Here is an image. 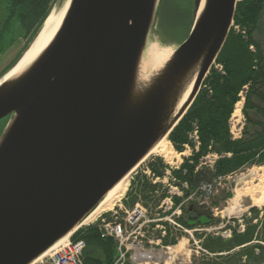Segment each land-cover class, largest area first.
<instances>
[{
    "label": "water",
    "instance_id": "95a60500",
    "mask_svg": "<svg viewBox=\"0 0 264 264\" xmlns=\"http://www.w3.org/2000/svg\"><path fill=\"white\" fill-rule=\"evenodd\" d=\"M159 1L69 0L47 47L2 80L40 28L0 78V120L10 117L0 135V264H32L74 233L191 106L238 0H204L200 11L192 0L188 36L140 83Z\"/></svg>",
    "mask_w": 264,
    "mask_h": 264
},
{
    "label": "trees",
    "instance_id": "16d2710c",
    "mask_svg": "<svg viewBox=\"0 0 264 264\" xmlns=\"http://www.w3.org/2000/svg\"><path fill=\"white\" fill-rule=\"evenodd\" d=\"M10 4L9 19L16 16L22 30L35 33L41 28L55 0H5ZM264 16V0H240L236 3L233 27L214 65L204 79L201 89L191 106L167 137L174 148L182 152L188 146L192 154L173 171L179 182H186L192 189L200 181L223 177L249 165L264 164V41L261 39V20ZM168 22L166 27H169ZM169 30L167 33L170 34ZM30 39V40H31ZM28 40V41H30ZM253 50H250V48ZM242 112L245 118L243 135L232 141L228 121L239 94L245 89ZM193 132L198 137V148L190 139ZM209 153L219 158L210 171L196 170L199 162ZM152 172L162 176L163 165L149 164ZM136 192L143 199L153 188L138 184ZM189 192L186 191L185 195ZM132 206L137 196L130 191ZM227 197V196H225ZM179 202V199H175ZM146 204V203H145ZM185 210V214H186ZM187 225V222L184 221ZM73 240L83 239L86 249L84 264H111L113 242L102 239L96 227L79 229ZM168 243L167 240L164 241ZM171 243H174L172 241Z\"/></svg>",
    "mask_w": 264,
    "mask_h": 264
},
{
    "label": "rangeland",
    "instance_id": "374dc122",
    "mask_svg": "<svg viewBox=\"0 0 264 264\" xmlns=\"http://www.w3.org/2000/svg\"><path fill=\"white\" fill-rule=\"evenodd\" d=\"M62 2L63 0H55L53 6L50 9L49 14L55 7H58L59 5L63 4ZM9 6L10 4L8 2H6L5 0H0V78L2 77L4 72L8 70V68L15 61V59L25 50L27 45L30 43L28 40L31 39V36L33 34V29H31L30 33H26L24 30L21 29L18 20L16 19V16L9 19ZM168 22H170L169 26L171 28L166 27ZM191 26L192 0H160L155 16L154 25L151 28L147 38L145 50L153 45H156L159 48H168L173 53L177 46L186 39ZM260 27L261 30L264 32V16L261 20ZM171 29L172 31L170 32V34L167 33V31ZM261 39L264 41V33L261 36ZM246 90L247 88H245L239 94V101L235 104L233 112L228 121L229 135L231 139L235 138L237 140H240L241 136L243 135V126H245V118L242 112V108ZM235 111H238L237 114H235ZM6 118L7 117H4L0 120V132L3 131L5 127L4 125L7 124ZM166 142H168V146L171 149L170 162L166 161L161 156H150L132 173L130 179L129 192L127 193L125 198L120 202L122 204V209H128L130 207L129 203L131 200V195L129 194L131 191L134 196H137V199H140L143 206L148 208V211L150 212V214H148L149 219L153 221L157 220V222H155L154 224H149V229L146 228V226H142V224H140V226H142L139 229L141 235L138 236L137 242L142 241V245H144V243H147V241L156 242V244L160 245V242H158V240H161L159 239V237L161 236L163 228L166 231V235H168L169 239L180 241L181 237V235L177 231L176 226H174L173 223H171L170 221L166 222L164 220L166 214H163L162 212H164L163 209L166 210L165 206H163V209H159L158 207L162 201L161 197H164L163 195H165V193H178V195L180 194L179 192L184 193L185 190H181L182 188H179L183 186V182H179L174 177L173 171L180 168L185 159H188L191 156L192 151L188 146V148L184 146V150L179 153V151L174 148L173 144L169 140H167V138ZM197 148L198 143H195V150ZM218 158L219 156L215 153L207 154L204 158L200 160L196 170H212L213 165ZM150 163H156L157 165L162 164L164 166L163 175L160 176L159 179L162 183L159 184L160 186L159 188H157V193L154 192L155 189L154 191L151 190L149 194H147V199H143L140 194L136 192L135 187L138 184L143 183L151 185L149 182L155 181L157 176L152 178L153 172L149 167ZM260 167H264V164L255 163L223 177H216L215 179L211 178L208 181H200L196 184L194 188L190 189L189 191L187 190L189 192L188 197L216 196L219 199L221 198L223 200L224 197L227 196L225 197L227 198L226 201L223 202L219 200L220 204H218L217 206V210L221 212L219 213V218L217 219H219V221H223L224 223L225 220H222L221 217H225L226 219L227 217H231L232 215H238L244 212L248 206L253 205L250 199L245 196H241L237 198L236 201H234L235 192L237 190L244 189L245 184L250 182L251 177L255 176L253 169L256 170V172L259 174L260 172L258 171V169ZM254 183H256V181ZM114 211L118 212L119 216H123V210L120 211L114 207L112 211H109L107 213L108 220L112 219L111 214ZM172 220L175 222L174 218H172ZM97 223L98 222L93 224L92 227L97 225ZM88 227L89 226H83V229H87ZM161 227L163 228L160 229ZM144 237L149 238V240H146ZM177 241H175V243H177ZM145 248L148 249L149 245L145 244ZM193 248L194 247L190 240L188 244H185L184 249L182 250V254L177 255L175 257H171V259H175V264H181L184 261L187 262L188 259L193 262ZM155 250L156 257L153 258V262H151L150 264H164V262L168 259L167 250L164 249V247L160 246L159 248H155ZM131 254L132 252L127 255L126 259L124 260V263H132L129 257L133 256L134 254Z\"/></svg>",
    "mask_w": 264,
    "mask_h": 264
},
{
    "label": "flooded vegetation",
    "instance_id": "af4514ba",
    "mask_svg": "<svg viewBox=\"0 0 264 264\" xmlns=\"http://www.w3.org/2000/svg\"><path fill=\"white\" fill-rule=\"evenodd\" d=\"M226 199L201 196L188 208L194 213L187 220L195 227L193 264H264V207L250 205L238 215L221 217L223 223L217 206Z\"/></svg>",
    "mask_w": 264,
    "mask_h": 264
},
{
    "label": "bare ground",
    "instance_id": "6f19581e",
    "mask_svg": "<svg viewBox=\"0 0 264 264\" xmlns=\"http://www.w3.org/2000/svg\"><path fill=\"white\" fill-rule=\"evenodd\" d=\"M68 5L69 0H65L63 4L59 5L58 7H55L51 11L49 16L43 23L39 35L34 39L31 46L24 53L23 57L20 59L17 65L13 69H11L7 74H5L2 80H7L11 77L19 75L47 47V45L50 43L55 33L57 32L60 24L62 23ZM203 5L204 0H202L200 3L199 11L203 8ZM171 54L172 51L170 49L159 48L156 45H153L148 49L144 50L139 65L138 81L140 83L146 82L153 72L163 67L164 63L169 59ZM191 88L192 83H189V85L185 88L181 95L180 105L186 101L188 95L190 94ZM237 112L238 111H235V114H237ZM170 153L171 149L168 146V142H166V138H163L160 142H158L156 146L153 147V149L149 152L146 158H144L143 161H141V163L135 169H133L128 175H126L106 194L103 200L97 205L94 211L82 222L81 225H87L88 223H92L98 218V216L114 209L118 200L127 191V188L130 184L131 173H133L145 160H147L150 156H161L166 161L170 162ZM258 171L260 172L259 174L256 172V170L253 169L255 176L251 177L250 182L245 184L244 189L237 190L235 192L234 201H236L237 198L241 196H245L250 199L253 206L258 208L264 207V167H260ZM255 181L256 183H254ZM68 236L63 238L56 245H54L51 248L50 252H52L57 245L66 241ZM183 244L184 241H181V243L178 245V248L175 249L176 253H178V251L183 248ZM45 254H43L42 256H44Z\"/></svg>",
    "mask_w": 264,
    "mask_h": 264
},
{
    "label": "built area",
    "instance_id": "2783aa9c",
    "mask_svg": "<svg viewBox=\"0 0 264 264\" xmlns=\"http://www.w3.org/2000/svg\"><path fill=\"white\" fill-rule=\"evenodd\" d=\"M157 182H160L158 178H156L152 183L156 184ZM168 195L169 197H166L159 206L160 209H163V206H165L166 210L163 209L164 212L170 211L172 209L171 196L178 195V193L170 194L169 192ZM179 195H181V193ZM118 208H121V206H119ZM179 215L180 209L179 207H177L172 211L168 218L166 217L164 220L173 223V225L176 226L178 230L186 231L178 223L172 220L173 217H178ZM111 217L112 219L108 220L107 217H102V215H100L96 220H100L99 230L101 233V237L103 239L111 238L114 241L115 260L113 264H123L124 260L130 252H132L131 255L134 254L133 256L129 257L133 264H150L151 262H153V258L156 257L155 248L158 246V244H156V242L147 241V243H144V245H142V241L137 242V240L138 236L141 235V232L139 231L140 227L146 226V228L149 229V224H154L155 222H157V220H150L148 218L147 211L138 204H136L134 208L129 211L124 210L122 217L119 216L118 212L116 211L112 212ZM140 224H142V226H140ZM162 228L163 227H161L160 229ZM162 234L164 235L165 232L162 231ZM145 239L149 240V238ZM158 242L160 241L158 240ZM145 244L149 245L148 249L145 248ZM85 247L86 245L83 240H77L74 242L67 241L54 249L37 264H83L82 257ZM164 249L167 250L168 254V259L164 262V264H175V259L172 260L171 257L182 254L176 253L170 247H165Z\"/></svg>",
    "mask_w": 264,
    "mask_h": 264
}]
</instances>
